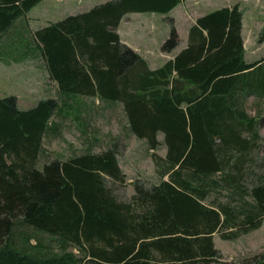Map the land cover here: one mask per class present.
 <instances>
[{
	"label": "trees",
	"instance_id": "trees-1",
	"mask_svg": "<svg viewBox=\"0 0 264 264\" xmlns=\"http://www.w3.org/2000/svg\"><path fill=\"white\" fill-rule=\"evenodd\" d=\"M40 1L0 0V57L38 55L59 93L27 110L0 99V264H211L213 234L235 240L259 229L264 59H245L239 6L196 19L186 47L151 69L120 41L119 23L130 13L167 15L185 0H110L30 32L21 21ZM171 30L163 52L178 46ZM24 39L23 52L7 51ZM250 98L262 103L254 115ZM83 99L121 105L128 134L150 149L162 134L159 183L136 182L119 201L113 147L49 158L44 140L60 117L88 132Z\"/></svg>",
	"mask_w": 264,
	"mask_h": 264
},
{
	"label": "rangeland",
	"instance_id": "rangeland-1",
	"mask_svg": "<svg viewBox=\"0 0 264 264\" xmlns=\"http://www.w3.org/2000/svg\"><path fill=\"white\" fill-rule=\"evenodd\" d=\"M98 1L100 0H41L25 13L21 22L24 21V27L34 32L69 15L86 12L99 5L100 3L93 4ZM108 1L110 0L104 3ZM236 4L243 14L241 35L245 59L249 63L260 61L264 59L262 0H185L167 15L130 13L119 23L117 33L124 45L144 59L151 69H156L186 47L189 29L196 19L221 7ZM171 28L175 30L178 46L170 53L163 52L161 47L170 38ZM26 42V39L21 43L15 42L11 48L6 46V49L18 54ZM37 56L21 59L18 56L0 57V99H16L17 107L21 110L30 109L44 99H57V84L49 77L44 61ZM83 101L90 106L87 115L82 112V117L90 121L88 132H82L72 118L60 117L62 120L57 135H49L44 140V149L49 158L67 160L89 148L98 153L113 147L117 151L118 166L124 177V182L113 185L114 195L119 201H127L132 197L136 182L147 187L159 183L153 156H166L162 134L158 136L161 143L159 148L150 149L146 141L128 134L121 105H104L98 99ZM248 105H255L248 107L251 115L256 113L257 108L262 109L261 101L253 98L248 100ZM258 128L261 141H264V120L259 123ZM260 149L255 154L260 159L259 165H264V150ZM256 171L264 173V167L257 165ZM212 239L219 258L211 264H245L256 259L264 264V219L259 229L235 240L222 238L219 233L213 234Z\"/></svg>",
	"mask_w": 264,
	"mask_h": 264
},
{
	"label": "crops",
	"instance_id": "crops-1",
	"mask_svg": "<svg viewBox=\"0 0 264 264\" xmlns=\"http://www.w3.org/2000/svg\"><path fill=\"white\" fill-rule=\"evenodd\" d=\"M104 1H106V0H100V1L95 2V3H93V4H98V3L102 4V3H104ZM180 5H181V4H180ZM176 8H178V6H177ZM128 15H129V14L125 15L122 19L126 18V16H128ZM122 22H123V21H120V23H122Z\"/></svg>",
	"mask_w": 264,
	"mask_h": 264
},
{
	"label": "bare ground",
	"instance_id": "bare-ground-1",
	"mask_svg": "<svg viewBox=\"0 0 264 264\" xmlns=\"http://www.w3.org/2000/svg\"><path fill=\"white\" fill-rule=\"evenodd\" d=\"M0 38H1V37H0ZM26 47H27V46H26ZM27 49H28V48H27ZM21 51H22V50H21ZM22 52H23V51H22ZM30 52H31V51H30ZM13 55H14V54H13ZM27 55H28V54H27ZM27 55H26V56H27ZM37 57H38V56H37Z\"/></svg>",
	"mask_w": 264,
	"mask_h": 264
}]
</instances>
